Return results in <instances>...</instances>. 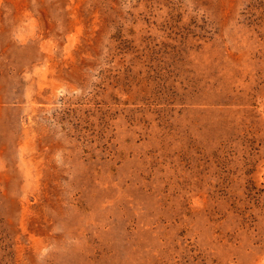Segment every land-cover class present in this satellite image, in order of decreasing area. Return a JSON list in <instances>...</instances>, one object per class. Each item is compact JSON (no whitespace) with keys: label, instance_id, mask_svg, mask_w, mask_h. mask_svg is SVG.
Listing matches in <instances>:
<instances>
[{"label":"rangeland","instance_id":"rangeland-1","mask_svg":"<svg viewBox=\"0 0 264 264\" xmlns=\"http://www.w3.org/2000/svg\"><path fill=\"white\" fill-rule=\"evenodd\" d=\"M0 264H264V0H0Z\"/></svg>","mask_w":264,"mask_h":264}]
</instances>
